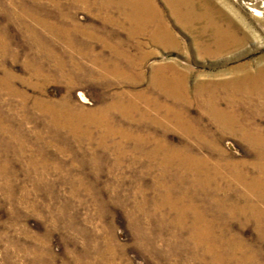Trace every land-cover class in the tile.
<instances>
[{"label":"rangeland","instance_id":"obj_1","mask_svg":"<svg viewBox=\"0 0 264 264\" xmlns=\"http://www.w3.org/2000/svg\"><path fill=\"white\" fill-rule=\"evenodd\" d=\"M44 1L43 9L33 0H0V264H213L209 255L202 254L201 244L172 240L168 245L163 241L177 233L188 238L194 215L164 206L161 213L169 226L158 225L157 219L145 223L133 213L134 208L140 204L152 211L155 201L144 204V196L134 197V193L149 191L151 199L157 193L151 190L162 181L165 186H174L175 200L192 205L186 193L192 187L187 172L176 169L175 163L165 172L161 152L152 160L157 140L165 141L168 152L191 150L209 158L222 175L215 183H232L236 190L248 192L225 168L215 166L218 149L203 143L207 140L223 148L239 162L264 166V147L250 146L241 137L225 132L209 108L230 110L236 124L255 125L264 132V102L243 96L236 88L232 102L228 101L225 97L230 89L223 86L234 77L264 72V0H179L176 5L182 15L172 0H43L42 4ZM257 8L261 14L256 13ZM37 16L51 25L50 34L41 24L37 26L45 39L35 38L37 28L33 34L28 31L37 23ZM76 25L78 33L71 30ZM53 26L64 29L66 41L54 38ZM161 38L166 43H161ZM36 41L47 44L46 55L34 50ZM61 53L67 60L74 54L96 70L94 56L119 61L123 70L133 69L132 80L113 83L117 88L112 89L100 78L83 83L86 75L80 73L79 83L71 84L58 72ZM122 54L132 55L137 64L125 62ZM37 63L47 70L48 79L35 76ZM65 68L72 70V66ZM158 72L167 78L175 75V86L181 84L189 99L185 106L190 122L206 135L191 137L174 120L150 109L149 100L177 102L155 87ZM13 90L25 93L24 99L13 95ZM116 91L129 92L125 102L139 103L150 110V117L139 122L140 114L126 120L111 112L110 122L117 128L113 134L106 126L74 120L83 129L92 128V137L80 143L83 146L76 143L77 134L69 129H47L43 113L35 107L38 99L59 106L68 96L74 105L101 118V110L117 98ZM199 95L210 98V105L200 102ZM40 134L45 136L41 139ZM139 136L146 138L144 145H139ZM202 197L199 195L195 204L204 214L208 211ZM251 197L264 209L263 201L252 193ZM234 198L232 192L227 203L215 206L219 212L209 219H228L226 213L235 205ZM244 204L241 201L239 205ZM242 218L232 219L231 232L242 237L245 246L238 247L236 258L226 254L225 261L218 264H264V229L253 222L244 225ZM159 229L161 236L156 233ZM151 236L153 244L149 243ZM184 242L186 246L179 253H169ZM249 251L254 255L242 261L240 256Z\"/></svg>","mask_w":264,"mask_h":264},{"label":"bare ground","instance_id":"obj_2","mask_svg":"<svg viewBox=\"0 0 264 264\" xmlns=\"http://www.w3.org/2000/svg\"><path fill=\"white\" fill-rule=\"evenodd\" d=\"M33 1L34 2L36 1V3L40 4L41 7H43V9H44L45 1L43 4H42L43 0H33ZM79 1H83V0H79ZM84 1L85 2L87 1V3H90L89 0H84ZM172 1H173V4L177 7V8L175 7L176 11L179 13V15H182V12L179 10V7L176 5L179 2V0H172ZM99 3L101 4V6H104L106 8L105 4H103L101 2H99ZM96 4H98V3H96ZM90 5L93 6V4H90ZM95 6L97 7V5H95ZM101 6H98L97 8H99ZM101 8H103V7H101ZM255 11L258 14L262 13V11L258 8L255 9ZM36 22L37 23L35 25H31L29 27H28L29 24L27 25L28 31H30V32L33 31L35 28H37V30L35 31V35H34V36H36L35 37L36 39L43 37V33L41 31H39V28H38L40 24L44 27L46 34L51 33V25L47 24V22L43 18H39L37 16ZM66 27H68V26H66ZM69 29L65 30V33L69 34L70 33ZM52 30L54 33V38H59V36H60V39L61 38L64 39V34L62 32L64 30L63 28L61 29L60 27L57 28V26H53ZM71 30L74 33H78V31H80V28L77 27V25H76L74 27H71ZM45 33H44V35H45ZM42 39H45V38L43 37ZM64 40L66 41V39H64ZM159 41L161 43H166V42H164L165 40L162 38L159 39ZM34 45L36 46L34 50L39 51L41 53L40 55H43V54L46 55V49H47L46 43L36 41L34 43ZM6 48H10L9 45H6ZM67 50H69V49H67ZM74 50H76V49H74ZM64 53L66 54V53H68V51H66ZM85 53H81L82 56H84V58H90L89 57L90 55L85 54ZM62 55L63 54L61 53V55L58 56L59 57V62L57 64V66H58L57 68H59L58 72H59V74H62L64 77H68V79L66 81H68L71 84H78L79 83L78 82V79H79L78 75H81L80 73H83V77H84V75H86L83 78V80L85 81L83 83L90 82L91 80L96 81L97 79L100 78L101 80L104 81V83L107 86L112 87V89L117 88L116 86H113V83L120 85L124 81L129 82L132 80L131 76H133V74H132L133 72H131V71L133 69L128 70V71L123 70L124 68L121 67V65H120L121 62H119V61L108 62L107 61L108 59L105 60L104 56H94V57H92L93 63L95 66H97V68H99L98 70H96L93 67H89L86 64H83L82 61H80V59H78L77 57L72 56L74 54H72L68 60ZM49 56H50V54L48 55V57ZM131 56L132 55H130V54H126L125 56L122 54L121 58L125 59L126 60L125 62H131L133 64H137V63H134L133 57H131ZM113 63H114V65H113ZM118 63H120V64H118ZM37 64L38 65L35 68V76H38V77L43 76L44 78L48 79L47 70H45L43 68V65H40L39 63H37ZM65 66H72V70L65 68ZM69 68H71V67H69ZM95 72L99 76H97L95 74ZM164 76H168V75H163L161 72L157 73V75L155 76V82H154L155 87L160 88L161 90L166 92L169 97L171 96L173 99L177 100V102L174 104H168L169 102L168 103H163V102L160 103L158 100L153 102V101L147 99V100H149L148 102L150 104V109L152 107L154 109V111H156V113H163L166 118L174 120L176 125L181 130H183V132H185L186 134H189L191 137L206 135L205 134L206 132L205 133L203 132L204 129H198V125L194 124L193 121L190 122L191 121L189 118L190 112H189V109H187V107L185 106V103L189 102V99H187L186 90H184L182 88L181 84L180 85L177 84V86H175V84L178 83V82H176V80L174 78L175 75L172 76L171 78H169V77L167 78ZM174 81H175V84H174ZM2 83H3V80L0 79V84H2ZM223 86H227V88L230 89V92L228 91L229 94H227L226 95L227 97H225V98H227L228 101L232 102L234 94L237 93V92L235 93V88H236L237 91L241 95H243V96L246 95L248 97H252L256 100L264 102V72L260 71L259 73H256V74H249L248 73V74H245L244 76L241 75L240 77L239 76L234 77V78H232V80L230 82L223 84ZM179 87H181V89H179ZM11 93L15 96H20L22 98L25 95V93H21L19 90H13V92H11ZM115 93H116L115 97H117V98L112 99V101L110 103H108V105H106L104 107V109L101 110V114H100L101 118H99V117L97 118L96 116L98 114L96 112H93L92 110L91 111H85L80 106L74 105L72 99L69 98L68 96H66L62 101H60L61 103L59 106H58V104H53L49 101L46 102L43 99H38L35 107L38 110H40L41 113H43V114H41V118H42V121H44V126L47 129H51V130L56 131V132L62 131V129H65V128L67 129V131L69 129L70 132L73 131L75 134H77L76 143L79 146H83V144H80V143H87L88 142V140L92 137L91 135L93 134L92 128L89 129L90 128L89 127V128L83 129L82 126H80L79 124H76L74 120H78L80 122L90 121L91 123L98 125L99 127H102V128H104V126H106V128L108 129V132L113 134L114 132L117 131V128L113 124H111L112 121L110 122L111 119L109 118V114L111 112H117L119 114H122V116L126 120L132 119L135 115L140 114L141 119H138L139 122H144L145 120H147L150 117V114H151L150 110L143 109L139 103L132 101V102H129L127 104L125 102V98H129V96H130L129 92L116 91ZM211 93H212V91H210V94ZM199 98L201 100L200 102H203V103H205V102L209 103L212 101L210 98H207L206 100L203 99V97L201 95H199ZM179 101H181V102H179ZM179 103H182L183 106H180ZM24 105H23V107H24ZM209 105H210V103H209ZM209 105H207V106H209ZM30 108L34 109V107H30ZM209 108L211 110V112L209 111L210 114L213 115L215 117V119H217L221 122V126L223 127L225 132L232 133L235 136L241 137V139L248 142V144L250 146L264 147V132L261 129H259L258 127L256 128L255 125L251 126V124L245 125L243 123L241 124L240 122L236 124V119L233 116H230L231 115L230 110H227V111L217 110V108L215 106H211ZM95 118H96V120H95ZM45 122H46V124H45ZM219 128H220V126H219ZM126 133L127 132H125V134ZM126 135L131 136V133L128 132ZM44 136L45 135L40 134L39 138L42 139ZM138 139L140 140L139 145L140 144L144 145L146 143V138L144 136H139ZM54 140H56V138ZM153 140H155V139H153ZM203 144H204V146L210 145L211 147H215L214 149H218V161H217V164H215V166L217 165V166H220L221 168H225L226 172L231 174L232 180L243 185L246 188V190H248V192L236 190L231 185L232 183L228 184L227 186H220L219 184L215 183V182H217V181H215V179L217 177H222V175L219 176L218 171L215 169V167H213L210 164L209 158L202 156L200 153H193V151H191V150L179 151V150L172 149L170 152H168V151H166L167 146L165 145V141L164 140H160V141L157 140L155 142L154 150L151 151V154H153L152 160H154V158H157L158 154H160V152H161L163 154V158H161V161L163 163L162 168L165 172L169 171V169L171 167V165H170L171 163L176 164V166H175L176 169H178V170L183 169L187 172V177H191L190 183L192 184V187H191V190L187 191L186 193L188 195H190V197L192 199L190 204H192V205L188 206L186 204H180L178 200H175L174 194L176 193V191L172 190V188L174 186L171 188L169 186H165V184L162 181H158L156 183V186L153 188V190H151V191H153L151 193H154V194L156 192L157 193L154 196H150L151 199L148 198L149 191L145 192L144 190L143 191L141 190V191H136L134 193V197L135 196L137 197L139 195L144 196V199H143L144 204L149 202V201H155L154 205H153V210L147 211L145 208L143 209V207L140 204H137V206H135V208H134L135 211L133 213L135 215H137L140 220L142 219L145 223L150 224L151 222H153V220L155 221L157 219L159 221V222L157 221L158 225L169 226V222H166V220H165V218L167 219V217L165 216V213L164 214L161 213V210L163 209L164 206H167L169 208V210L171 208H173V209H180V212H183V213H189L190 212L191 216L194 215V218H193V225L191 226V228H192L191 233H190L189 237L186 238L187 240L182 238L181 233H177V234H172L171 235L172 237L170 239L164 237L163 241L165 243H167L168 245H170L173 241H187V243L193 242V243L201 244L202 246H204V253H202V254L204 256L209 255L212 263L218 264V262L220 263V262L225 261L224 256H226V254H228V257H230L231 259L236 258L237 254H238V252H237L238 247L245 246L244 242L241 241L242 237L239 238L237 233L233 234V232H231L233 229V224L231 223L233 218H242L243 217L241 220L242 224L245 225L248 222H253L259 228L264 229V209H262V207H260V205L258 203H255V201L251 197V193H252L255 196H257L260 201L264 202V166H258V165L253 164L252 162L242 163V162H239L237 160H234L231 158V157H233V155H231L228 151L224 150L223 148L220 149V147L217 148V146L213 145V143H209L207 140H205V143H203ZM262 152H264V151L262 150ZM262 154H264V153H262ZM256 164H259V162ZM181 179L182 178H180L178 180H181ZM223 179H222V181H223ZM177 183H175V184H177ZM232 192H233V194H235L234 200L236 203H235V205L231 206L229 208V212L226 213L228 219H220L219 220V217L216 216L215 218L213 217L216 220L211 221L209 219L210 216H213V214H216L219 212V211L215 212L216 211L215 206L218 205V207H219L220 205H224L225 202L227 203V199L231 198ZM199 195L203 196L202 197L203 203L205 204L204 210L208 211V212L204 213L205 215L198 212L199 210L201 211L203 209L201 208V206H198L195 204V201L197 200ZM222 195H224V196H222ZM222 200H224V202ZM241 201L246 202V204L240 206L239 204L241 203ZM180 202H181V200H180ZM144 204H143V206H144ZM168 208H167V210H168ZM158 215L159 216L161 215L162 218L160 216L158 219L157 218ZM183 217L184 216L181 215L180 218H183ZM180 218H179V223L181 224L183 220L181 221ZM223 218H226V217L224 216ZM184 223H186V222L184 221ZM182 225H184V224H182ZM156 233L161 236L163 234V231L159 229L158 232H156ZM153 236L150 237V241H149L150 244H153V242H154L153 241L154 238L152 239ZM144 237H145V235H144ZM141 238H143V237H141ZM185 246L186 245L184 242V243L179 245L178 249H173L169 253L170 254L177 253V252L179 253V251L181 249L185 248ZM199 248H201V247H199ZM241 250H242V248H241ZM186 255L191 256L192 254L186 253ZM199 255H201V254H199ZM253 255H252L251 251H249V252H245L243 255H241L240 258L242 259V261L244 259L249 260Z\"/></svg>","mask_w":264,"mask_h":264}]
</instances>
